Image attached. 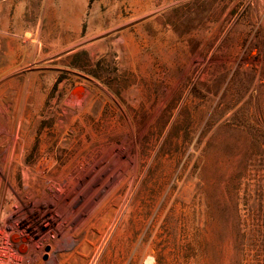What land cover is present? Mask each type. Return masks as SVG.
Masks as SVG:
<instances>
[{
    "label": "rangeland",
    "instance_id": "1",
    "mask_svg": "<svg viewBox=\"0 0 264 264\" xmlns=\"http://www.w3.org/2000/svg\"><path fill=\"white\" fill-rule=\"evenodd\" d=\"M77 2L1 29L18 264H264V0Z\"/></svg>",
    "mask_w": 264,
    "mask_h": 264
},
{
    "label": "crops",
    "instance_id": "2",
    "mask_svg": "<svg viewBox=\"0 0 264 264\" xmlns=\"http://www.w3.org/2000/svg\"><path fill=\"white\" fill-rule=\"evenodd\" d=\"M37 1H40L41 8H46V10L48 8V12H53L57 18V25L61 28V31L64 30V26H68L67 20L70 18L71 9H73V17H80L79 12L82 6L77 0H73V3H70V0H59L56 7L57 9L54 8L53 0H0V36L1 29L9 25L10 17L13 18L15 24L17 22L20 26H32L33 6ZM11 10H13V12L10 15Z\"/></svg>",
    "mask_w": 264,
    "mask_h": 264
},
{
    "label": "bare ground",
    "instance_id": "3",
    "mask_svg": "<svg viewBox=\"0 0 264 264\" xmlns=\"http://www.w3.org/2000/svg\"><path fill=\"white\" fill-rule=\"evenodd\" d=\"M1 139H2V141L3 142H7L6 141V139L5 138H0V142H1ZM9 140V139H8ZM9 143V142H8ZM11 143L13 144V143H17V141L16 140H11ZM3 144V143H2ZM66 171H68V166H57V167H53L52 169H49V173L51 174V175H55V174H59V175H61V174H64ZM52 179L50 178V177H46L45 179H43V182H42V184L45 186L46 184H47V182H50ZM1 187H3V186H1ZM0 192H1V201H3V199H4V197L5 198H7L8 197V195H10L11 196V194L14 196V197H18V196H20V192H19V190H18V188L16 187V186H13V188H12V192H11V194H9L8 192V194H5V191H4V188H2L1 190H0ZM42 196H44L45 198H49V197H51L46 191H44L43 192V194H42ZM51 220V219H50ZM43 222H45V221H41V224H40V226L42 227V228H46L47 230H49L50 229V227H51V222H49L48 221V219H46V224H43ZM33 235H35V236H39V234H38V232H37V230H35V232H34V234ZM10 239H11V241L14 243V244H16V247H17V249H18V251L19 252H24L25 250H26V246H25V239H26V236L25 235H23V236H19L18 235V231H13L11 234H10Z\"/></svg>",
    "mask_w": 264,
    "mask_h": 264
},
{
    "label": "built area",
    "instance_id": "4",
    "mask_svg": "<svg viewBox=\"0 0 264 264\" xmlns=\"http://www.w3.org/2000/svg\"><path fill=\"white\" fill-rule=\"evenodd\" d=\"M7 243H10L9 236L3 232L0 233V264H18L15 259V253L18 252L17 248L7 247Z\"/></svg>",
    "mask_w": 264,
    "mask_h": 264
},
{
    "label": "water",
    "instance_id": "5",
    "mask_svg": "<svg viewBox=\"0 0 264 264\" xmlns=\"http://www.w3.org/2000/svg\"><path fill=\"white\" fill-rule=\"evenodd\" d=\"M77 89H79V88L74 89V92H75V90H77ZM47 249H48V248H47Z\"/></svg>",
    "mask_w": 264,
    "mask_h": 264
}]
</instances>
